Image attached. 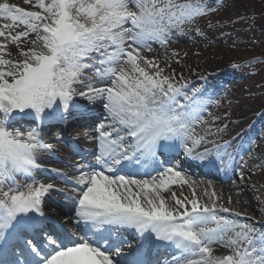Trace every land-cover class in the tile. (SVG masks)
<instances>
[{"label":"snow or ice","instance_id":"obj_1","mask_svg":"<svg viewBox=\"0 0 264 264\" xmlns=\"http://www.w3.org/2000/svg\"><path fill=\"white\" fill-rule=\"evenodd\" d=\"M34 6L40 11L0 0V264H264V230L221 215L244 213L218 203L214 190L211 203L194 190L190 198L171 193L172 202L162 195L190 183L175 166L163 167L161 157L179 148L207 167L232 162L231 142L213 139L222 129L214 127L219 117H205L204 91L142 55L150 42L166 45L174 29L203 16V0H35ZM32 34L31 47L21 48ZM77 95L103 101L105 119L95 137L82 134L97 145L95 164L74 165L79 174L65 180L76 193L69 198L79 232L52 234L39 227L51 219L42 202L66 189L36 180L38 158L53 145L25 125L62 121L71 110L86 115ZM141 167L156 175L137 179ZM17 176L29 182L21 187ZM122 229L138 234V246L120 237ZM155 242L172 251L146 261L143 249ZM215 244L229 254L214 255ZM125 249L131 252L122 261Z\"/></svg>","mask_w":264,"mask_h":264},{"label":"rangeland","instance_id":"obj_2","mask_svg":"<svg viewBox=\"0 0 264 264\" xmlns=\"http://www.w3.org/2000/svg\"><path fill=\"white\" fill-rule=\"evenodd\" d=\"M8 2L25 10L40 11L34 6L35 0L31 3L26 0ZM203 2L206 4L203 16L185 24L183 31L174 29L166 45L150 42L152 53L143 51L142 55L155 58L165 69V75L174 73L177 79L182 76L188 84L198 82L197 88L204 91L209 101L208 112L211 116L206 112L205 117L210 120L219 117L214 121V127L222 130L213 139L231 142L228 152L231 153L232 162L217 161L218 166L216 164L211 168L218 180H211V183L216 186L225 181L223 186L229 194L223 195L220 200L233 205L231 208L235 210L239 207L237 204L240 201L237 203V200H241L252 216L257 217V221L239 220L254 223L258 229L264 230V0ZM3 23L5 21L0 20V24ZM22 30L21 25L14 31ZM31 39H35V34L22 42L20 47H31ZM8 47L16 57L17 47L11 44ZM91 75L87 73V76ZM74 102L104 113L103 101L97 102L94 107L86 98L77 95ZM93 133L95 137L97 133ZM54 134L55 137L59 135ZM40 137L47 143L51 142L43 132ZM69 160L75 164L79 162L76 156ZM42 163L48 164L49 161ZM65 166H61L63 171H67ZM234 170L237 177L243 172L249 181L238 184L236 177L230 176ZM202 192L196 194L198 198H205ZM229 197L232 201L230 204ZM220 214L238 219L230 213ZM218 252L219 255L227 254L223 249Z\"/></svg>","mask_w":264,"mask_h":264},{"label":"bare ground","instance_id":"obj_3","mask_svg":"<svg viewBox=\"0 0 264 264\" xmlns=\"http://www.w3.org/2000/svg\"><path fill=\"white\" fill-rule=\"evenodd\" d=\"M145 52H147V50H145ZM86 83H88V82L85 79L84 84L87 85ZM96 83H97V86H98L99 82H96ZM189 86L190 87L194 86L195 88H197L198 82H195V83H192L191 82V83H189ZM78 90H83V87L78 88ZM73 114H74V111H71V115L69 117H72ZM95 115L96 116H90V114H87L86 116L80 115L79 118H76V120L70 118L69 121H73V122L82 124L83 126H85V129L88 130L87 132L91 135V133L93 132V131H91V129H92L91 126H92V123L94 122V120L96 118H103V120H104V118H105V113H101L100 112V113H95ZM29 126H30V122H27V124L25 125V129L27 130V128ZM51 127H54V126L51 125V122L50 121H46V122H44L41 125V130L47 131V130H50ZM72 131H73V133L75 135H77V133H81L80 138L82 139V141L87 142L88 139L84 138L83 135H82L85 131L84 132H81V130L79 128H73ZM47 137H50L51 138V135L50 136L48 135ZM54 145H55L54 146V150L55 151L62 150L66 154L67 157L74 156V153L71 152L70 149H68L66 146H63V145H61L59 143H56ZM179 149L182 150V148H179ZM179 149H177L176 151L170 153L168 155V159L171 158L172 156L177 155V153L179 152ZM48 158H50L48 156V153H41V155L39 156L38 160H44V159H48ZM52 158L53 157H51V160H53ZM58 163L60 164L62 162L55 163V165H57V167L60 169L61 168V165H59ZM217 166H218V162H217ZM149 170H152V168H150ZM67 172H69V173L74 172L75 173V172H77V170L70 169V170H67ZM235 172L236 171L234 170L233 173L230 176H232L234 178L236 177L238 184H240V182H242V181H244L245 183L249 181V179L246 178V176H243V178H241V174H240V176L238 175V177H237L235 175L236 174ZM182 174L186 178L189 179L190 183L189 184H185V185H181L179 183L173 184V185H171L169 187V189L167 191L162 192V195H164L166 198H168L169 202H172V200H171V193H173V192H175L178 197H180V194L183 193V196L189 197V198L192 196L193 190L195 191L196 194L199 191H203L202 193H204V195H205V193L207 192L208 196H205V198L204 197L199 198L202 202H207V203H211V200L208 197L211 196V193H212L213 190L216 192V194H217V196L219 198L220 197L222 198L223 195L229 194L228 192H226V188L223 186V183H225V181H223L221 183L219 182V184H216V186H215V185H212V183H211L212 181L211 180L210 181L209 180H206L203 177V176L206 177L207 175H201V177L199 178V176H191V175L186 174V173H182ZM225 175L228 176L227 174H225ZM50 176H52V175L51 174H46V177L51 178ZM215 176H216V174H214V176L209 175L208 177H211L212 179L215 180L216 179ZM144 178H146V177H144ZM192 181H195V183H191ZM42 182L49 183L50 181L48 179H44ZM228 189H230V188H228ZM222 202H223L222 200H220V199L218 200V203L223 204L225 207L231 208V206H233V205L225 204V202H223V203ZM237 203H238L237 206H239L238 209L236 208L237 210H235V209H233V207L231 209H233L235 212L237 211V212L244 213V216L238 217V219H241V220L242 219H245V220H249L250 222L257 221L256 220L257 217L254 218L252 216V214H251L250 210L248 209V207L245 204L241 203V200H237ZM65 208H67V207H65ZM46 213L49 214V215L56 216L58 218V220L61 221V218L52 209H49V211L46 212ZM68 222H70V221H68ZM220 249H223L224 252L226 251L227 254H229V251H230L229 249H227L225 247H222L219 244H215V245H213L214 255H219L218 254L219 253L218 251Z\"/></svg>","mask_w":264,"mask_h":264}]
</instances>
